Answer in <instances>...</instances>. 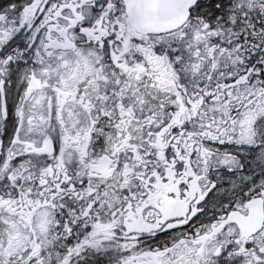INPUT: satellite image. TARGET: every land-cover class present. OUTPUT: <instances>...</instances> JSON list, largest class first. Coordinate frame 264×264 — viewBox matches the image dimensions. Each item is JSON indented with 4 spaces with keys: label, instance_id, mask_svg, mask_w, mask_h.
Instances as JSON below:
<instances>
[{
    "label": "snow or ice",
    "instance_id": "snow-or-ice-1",
    "mask_svg": "<svg viewBox=\"0 0 264 264\" xmlns=\"http://www.w3.org/2000/svg\"><path fill=\"white\" fill-rule=\"evenodd\" d=\"M0 264H264V0H0Z\"/></svg>",
    "mask_w": 264,
    "mask_h": 264
}]
</instances>
